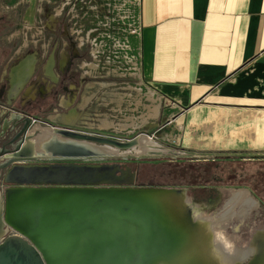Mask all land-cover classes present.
<instances>
[{"label":"crops","instance_id":"0c3cea01","mask_svg":"<svg viewBox=\"0 0 264 264\" xmlns=\"http://www.w3.org/2000/svg\"><path fill=\"white\" fill-rule=\"evenodd\" d=\"M139 16L135 127L164 115L171 131L145 134L189 161L264 163V0H141Z\"/></svg>","mask_w":264,"mask_h":264},{"label":"bare ground","instance_id":"6f19581e","mask_svg":"<svg viewBox=\"0 0 264 264\" xmlns=\"http://www.w3.org/2000/svg\"><path fill=\"white\" fill-rule=\"evenodd\" d=\"M41 130L43 133L36 139L38 144L53 134V132L50 134L48 129ZM105 149L110 154H118L116 149L110 147ZM170 152L144 135L140 138V146L128 151L127 154L146 156ZM13 174L19 177H33L35 179L29 184L33 186L43 184V187L39 189L23 185L7 187L4 191L6 224L15 232H18V229L26 230L33 241L35 240L45 250L51 238L57 237L59 243L54 253V261L57 264H71L75 260L81 264L82 259L87 261L85 264H126L127 257L132 258L127 264H132L137 257L139 264H145L147 260L152 261L151 264L240 263L234 260V255L229 252L228 240L223 233L219 231L216 233L221 224L215 217L214 219L203 216L200 207L191 202L184 189L135 187L133 173L122 170L117 165L106 164L15 167ZM54 182H58L57 188L45 186ZM100 184L110 185L104 187L99 186ZM256 203L248 190L242 188L233 190L223 215L233 210L235 206H239L237 214L240 215ZM74 204L91 205L98 210H104L110 215L111 221L108 224L104 221L90 224L93 220L86 219L87 224L82 219L75 218L66 226L53 224V229L51 217L47 213L54 208ZM133 211L138 214L141 222L146 224V233L152 235L140 232L141 222L132 214ZM122 212L126 214L128 225L121 218ZM214 215L216 216V213ZM107 232L110 236L119 238L120 245H117L116 239L109 238L106 240L109 250L100 255L89 250L88 256L86 252L77 259L74 258V254L70 258L65 255L66 251L70 252L71 248L77 246V241L83 243L90 235H95V245V242L96 244L101 242L99 238L104 239L107 236H105ZM139 232L143 236H151L149 241L151 238L160 237L155 238L158 242L151 239L152 245L149 249L139 251L135 243L139 241ZM159 241H163V245L159 244ZM155 243L161 246L160 252L151 253L149 250L154 248ZM143 246L146 248L147 245ZM259 256L260 254L256 255ZM255 262H258V259Z\"/></svg>","mask_w":264,"mask_h":264},{"label":"flooded vegetation","instance_id":"af4514ba","mask_svg":"<svg viewBox=\"0 0 264 264\" xmlns=\"http://www.w3.org/2000/svg\"><path fill=\"white\" fill-rule=\"evenodd\" d=\"M29 7L30 5L27 4L26 14ZM34 9L38 18L36 16H32L31 19L25 18V21L27 20L25 44L21 49H16V44L12 40L5 39V31H8L6 25L11 23V17L0 16V22L3 23L0 29V194L2 195L7 186H29L30 181L35 179L19 177L14 175L13 171L8 174L15 164H84L71 161L48 162L50 158L38 156L40 150L37 149L36 139L43 133L42 128L48 129L50 134L56 129H66L105 137L95 134L92 127L94 103L86 105L83 109L85 112L81 109L83 100L88 97L91 90L89 86H98L105 82V77L94 76L88 72L90 68L86 63L92 60L89 47H80L70 33L74 18L67 15L68 11L64 15L56 14L53 4L47 1L36 2ZM33 22L37 26L36 33L31 32L34 30L31 26ZM100 104H96L98 109ZM24 159H32V161L18 162ZM36 160L43 161L39 163L35 162ZM233 190L237 189L231 191ZM231 191L216 211L206 213L201 209V213L205 217H215L214 219L221 224V227L216 229V233L219 231L227 238L229 252L234 255V260L240 262L239 264H264V226L253 225L255 218L263 216L261 206L250 193L257 202L254 206L251 205L240 215L237 214L239 206H235L233 210L223 215L225 205L231 199ZM244 229L248 230V233L247 237L242 239L240 234ZM259 254L260 256L256 257ZM257 259L258 262H255Z\"/></svg>","mask_w":264,"mask_h":264},{"label":"rangeland","instance_id":"374dc122","mask_svg":"<svg viewBox=\"0 0 264 264\" xmlns=\"http://www.w3.org/2000/svg\"><path fill=\"white\" fill-rule=\"evenodd\" d=\"M40 0H0V16L3 17H11V23H8L6 26L8 31L6 32V37L8 40H12L16 44V49H21L25 44V34L27 20L31 19V17H35V9L34 5L36 2ZM29 2V3H27ZM30 5L26 14V6ZM26 14V16H25ZM36 18H38L36 16ZM3 23L0 22V29ZM31 26L34 28L31 32L36 33L37 26H35L34 22L31 23ZM9 33L11 35H9ZM5 39L3 40L5 43ZM117 64V63H115ZM103 65V64H101ZM115 67V71L111 70L108 75L105 76V82L100 83L98 86L95 85V90H90L89 98L92 99L94 103L95 111L93 128L94 133L98 135H102L105 137H109L112 139H132L136 137L138 134L145 133H164L167 131L166 129V121L165 116L162 115L158 121L157 127H149L148 125H141L137 123L140 127L134 128L135 124L131 121L136 117L134 122L140 121L138 116V112L140 110L135 111L137 105L135 106V99L137 100V94H135L133 89L137 86L133 83L134 78H130L128 76H122L121 73L116 72L117 65L111 66ZM101 69H99L100 72ZM93 74H95L94 70H91ZM95 76V75H94ZM119 82V83H118ZM125 82V83H123ZM92 91V94H91ZM95 92V93H94ZM124 94L130 96L131 99H126V104H123L125 99L123 98ZM87 99V98H86ZM89 100V99H88ZM85 99L83 100V102ZM131 102V105L128 103ZM97 103L100 104V109L96 107ZM127 105V106H126ZM149 104H146L147 107ZM135 115V116H134ZM138 118V119H137ZM144 122V119L142 120ZM133 123V124H132ZM135 130L133 134H130L129 131ZM159 142V141H158ZM163 143L162 146L167 149H176L178 152L182 153L181 147L177 145H173L172 143ZM158 145V144H157ZM128 159H120L117 161L111 162H100L95 163L98 165H118L122 170H128L133 174H136L137 171L146 172L150 175L151 171L148 167L152 165H160L165 162H178L181 160H188L190 154L185 153L182 154L179 158H174L171 156L166 157L165 159H135L134 154L132 153L128 155ZM191 158V157H190ZM195 158V157H193ZM94 164V163H93ZM145 167H147L145 169ZM149 172V173H148ZM215 174L211 178L209 186H201V187H167V188H180L186 191L187 196L190 198L191 202L198 205L200 209H202L206 213H212L216 211L223 203L224 199L227 197L228 193L232 189H246L248 190L252 196L259 202L261 206V214L263 216L257 217L253 220V225L264 226V163H241V162H224L219 165ZM213 172V173H214ZM147 181V180H145ZM162 182L168 183L170 180H166L163 178ZM207 181V180H205ZM204 182V181H202ZM99 186H109V185H99ZM118 186V185H115ZM120 186V185H119ZM126 186V185H122ZM133 186L136 187L135 183ZM8 187V186H7ZM150 188V187H149ZM153 188V187H152ZM166 188V187H163ZM253 188V193L251 189ZM248 230L244 229L240 234L242 239L247 237Z\"/></svg>","mask_w":264,"mask_h":264},{"label":"water","instance_id":"95a60500","mask_svg":"<svg viewBox=\"0 0 264 264\" xmlns=\"http://www.w3.org/2000/svg\"><path fill=\"white\" fill-rule=\"evenodd\" d=\"M58 135V137H57ZM144 135H139L129 141H119L108 137H100V136H93L88 134H82L79 132L66 130V129H56L53 131V135H51L47 140H44L43 142L38 144L37 149L40 150V154L38 156H43L48 159V162H79V163H90L89 165L97 166L100 162H111V161H117L120 159H128L127 154L128 151L132 150L135 147L140 146V138H142ZM61 137V138H60ZM105 147H110L113 149H116L118 154H110ZM165 149V148H164ZM167 149V148H166ZM170 153H161V154H155V155H146V156H134L135 159H165L168 156L179 158L182 156V153L169 149ZM32 161L30 160H18L19 163H26ZM43 160H36L35 162H42ZM94 163V164H93ZM84 164H53V165H47V164H15L12 166V169L8 172L11 173L15 166H27V167H68V166H81ZM100 166V165H98ZM118 166V165H117ZM118 168H120L118 166ZM119 171V169L117 170ZM128 171V170H126ZM130 172V171H129ZM117 173V172H116ZM7 174V175H8ZM136 174H134V181L135 183ZM8 182V179H6ZM43 184H35L33 186L32 184L29 185L31 187H36V189H39ZM47 187L52 186L53 188H57L59 185L58 182L54 183H47L45 184ZM72 185V184H71ZM100 185H110V184H100ZM28 186V185H27ZM76 186V185H74ZM144 188V187H141ZM148 188V187H146ZM85 206V207H84ZM71 205L68 207H61V208H54L47 214L51 217V225L57 224L66 226L71 219L80 218L83 222H86V219L93 220L90 222V224H95L98 221H104L106 224H108L110 220V215L107 214L104 210H98L94 206L91 205ZM5 213V194H0V264H57L54 261V253L57 250V246L59 243V239L57 237H52L51 242L49 246H46V250L42 249L40 247L39 243H36L35 240L30 237L29 233L24 229H18V232H15L13 229H11L7 224L6 220L4 218ZM132 214L138 218V221L141 222L140 218L138 217V214H136L135 211L132 212ZM116 217V216H115ZM39 218H43V216H39ZM121 218L125 220L126 224L128 225V219L126 218L125 213H121ZM88 224V223H87ZM102 225V224H100ZM140 232L143 234H149L146 233V224L141 222V225L139 226ZM54 229V226L52 227ZM107 230V229H105ZM136 230V229H135ZM55 231V230H54ZM138 233V239L139 241H135L136 246L138 247L139 251H144L149 249V247L152 245L151 239L154 240V242H158L156 239L158 237H155L154 239L151 238L150 241L148 240L151 236H143L141 233ZM160 233V232H159ZM163 233V232H162ZM161 233V234H162ZM107 235V236H106ZM152 235V234H149ZM106 236V237H105ZM105 238L101 240L100 243L95 242L94 245V239L95 235H90L89 238L85 239L83 243L81 241H77V246L75 248H71L72 251L69 252L66 251L65 255L72 257L74 254V258L77 259L80 256H84L86 253L87 256L90 252H94L97 255H100L101 253H105L108 249L106 240L111 238L112 240L116 239L117 245H120V239L114 237L113 235L110 236V233H105ZM97 239V238H96ZM149 242V243H147ZM91 246H88V245ZM146 244V248L143 246ZM159 244L163 245V241H159ZM153 249H150L149 251L151 253L155 251L160 252V247L157 243H155ZM57 247V248H56ZM90 252H89V251ZM47 251V253H46ZM164 252V251H163ZM138 258V257H137ZM137 258L134 260L132 264H139V260ZM127 262L131 261L132 258L127 257ZM81 264L87 263L86 260H81ZM126 262V264H127ZM152 261H146L145 264H151ZM71 264H78V262L75 260Z\"/></svg>","mask_w":264,"mask_h":264},{"label":"built area","instance_id":"2783aa9c","mask_svg":"<svg viewBox=\"0 0 264 264\" xmlns=\"http://www.w3.org/2000/svg\"><path fill=\"white\" fill-rule=\"evenodd\" d=\"M40 1L52 3L56 14L64 15L68 11L67 15L74 18L70 33L80 47H89L92 60L86 65L90 68L88 72L95 71V74H90L105 77L111 70L115 71V67L111 66L117 65V74L134 78L133 83L137 85L135 89L144 87L140 51L135 44L140 33L141 0ZM99 69L101 71L97 72ZM134 132L135 130L129 131L130 134ZM139 135L146 134L137 136ZM147 137L153 140L152 137Z\"/></svg>","mask_w":264,"mask_h":264},{"label":"trees","instance_id":"16d2710c","mask_svg":"<svg viewBox=\"0 0 264 264\" xmlns=\"http://www.w3.org/2000/svg\"><path fill=\"white\" fill-rule=\"evenodd\" d=\"M218 165L212 161H189L183 160L174 163L165 162L160 165L148 167L151 171L147 176L146 172L137 171L135 184L138 187H201L209 186ZM147 167H145L146 169ZM214 172V173H213ZM149 173V172H148ZM165 178L168 183L162 182ZM147 180V181H145ZM207 180V181H205ZM204 181V182H202Z\"/></svg>","mask_w":264,"mask_h":264}]
</instances>
